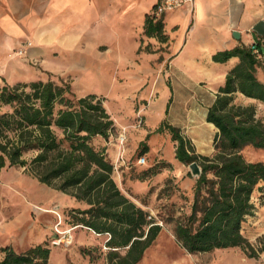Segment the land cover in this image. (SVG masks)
Listing matches in <instances>:
<instances>
[{
    "label": "trees",
    "instance_id": "1",
    "mask_svg": "<svg viewBox=\"0 0 264 264\" xmlns=\"http://www.w3.org/2000/svg\"><path fill=\"white\" fill-rule=\"evenodd\" d=\"M162 30L150 14L146 33L162 39ZM234 56L240 63L208 110L207 121L218 130L212 156L197 154L192 142L168 121L157 132L169 130L178 142L177 160L197 163L202 170L190 214L174 228L179 244L190 254L241 248L255 258L264 249L255 248L243 227L255 212V191L264 186V163L247 161L241 150L264 149V122L257 119L253 105L235 100L240 93L264 103V83L257 76L260 62L252 47H237L214 59L225 62ZM1 107L10 110H0V170L24 168L41 183L86 204L88 208L75 210L72 227L108 234L109 264H139L162 226L121 191L106 148L96 146L97 138L108 141L115 132V122L98 96L79 97L68 83L41 80L0 87ZM0 253L5 254L0 264H48L51 251L37 246L19 254L0 247Z\"/></svg>",
    "mask_w": 264,
    "mask_h": 264
},
{
    "label": "crops",
    "instance_id": "2",
    "mask_svg": "<svg viewBox=\"0 0 264 264\" xmlns=\"http://www.w3.org/2000/svg\"><path fill=\"white\" fill-rule=\"evenodd\" d=\"M158 1L0 0V85L31 74L30 62L38 64L41 73L72 76L79 89L80 77L109 74V89L118 87L123 93L119 97V123L112 118L120 134L134 136L131 97L146 84V96L158 88L176 91L182 101L189 96L190 105L201 108L191 114V121L215 129L217 134L216 127L207 121L208 110L240 59L234 56L220 62L214 57L237 47L254 48L259 52L257 76L264 83V35L254 31L259 22H264V0H195L155 19L163 26L162 39L146 33L147 18ZM21 39L32 45L25 56L13 58L12 47ZM157 75L167 76L165 87H157ZM91 94L108 96L83 91L80 97ZM237 96L247 98L240 93ZM154 112L150 111L152 125L155 120L159 125L167 121L169 107L160 112L159 118ZM174 126L181 128L179 124ZM204 138L196 153L210 155L213 148ZM102 147L116 167L123 172L130 170L131 149L122 151L120 144L109 145L107 141ZM172 156L168 163L176 169L180 161L175 153ZM165 175L169 174L159 178Z\"/></svg>",
    "mask_w": 264,
    "mask_h": 264
},
{
    "label": "rangeland",
    "instance_id": "3",
    "mask_svg": "<svg viewBox=\"0 0 264 264\" xmlns=\"http://www.w3.org/2000/svg\"><path fill=\"white\" fill-rule=\"evenodd\" d=\"M27 42L30 41H16L12 47L13 58H20L16 53ZM30 67L31 74L15 83L5 82L0 87L52 80L56 84H70L72 91L79 97L83 91L106 93L108 96L98 98L111 117H115L119 123V97L123 93L118 87L109 89V74L82 76L80 80L77 79L82 87L79 89L73 83L72 76L41 73L38 64L33 62H30ZM117 78L119 81V76ZM155 83L157 87L160 84L165 87L168 83L167 76H155ZM148 87L146 84L131 97L134 102V136L128 137V132H122L126 136L124 144L121 145L122 151L132 150L131 168L128 172H123V168L115 165L114 172V179L121 191L162 226L161 233L147 249L139 264H254L251 259H255L257 264H264V251H260L264 249V186L255 191V212L248 217L243 227L244 235L260 251L258 257L249 258L241 248L190 254L176 240L174 228L177 221L190 214L194 187L199 176L193 175L190 165L179 162V167L175 169L168 163L173 153L176 154L178 142L173 139L169 130L157 132L160 125L158 120L153 125L150 123V111L153 109L156 118H159L160 112L169 107L165 120L181 125L178 128L196 146V152H199V143L205 135L204 139L213 148V152L203 156H212L215 153L216 134L215 129H207L199 122L191 121V114L201 108L190 105L189 96L182 101L176 91H162L160 88L150 91L146 96ZM235 101L241 105H253L257 119L264 122L263 102L242 96H236ZM0 110L6 112L10 109L1 107ZM120 135L119 129L115 127V132L107 141L109 145L119 144ZM95 143L97 147L103 148L106 140L99 137ZM168 152L172 155H167ZM241 154L249 162L264 163V149L246 146ZM141 157L146 158L143 165L138 163ZM163 173L169 175L159 178ZM86 208V204L78 202L70 195L41 183L26 173L24 168L7 166L0 170V247H9L19 254L37 246L47 247L51 251L48 264H109L108 254L111 250L106 246L108 234H97L81 226L73 232L72 244L59 246L54 243L60 236L57 230L64 232L76 223L75 210ZM47 210L50 212H46ZM221 251L223 252L219 253ZM4 256L5 254L0 253V259Z\"/></svg>",
    "mask_w": 264,
    "mask_h": 264
},
{
    "label": "built area",
    "instance_id": "4",
    "mask_svg": "<svg viewBox=\"0 0 264 264\" xmlns=\"http://www.w3.org/2000/svg\"><path fill=\"white\" fill-rule=\"evenodd\" d=\"M195 0H159L157 5L155 6L154 10H153V14L155 19H159L164 13L168 12V11H172L175 9L180 8L183 5L186 4H193ZM32 44L31 42H27L25 45H23L18 51H17V55L20 57L25 56L26 54V50L28 47H30ZM256 54H259V52L257 50L254 51ZM119 140V144L123 145L126 137L124 134H121L118 137ZM138 163L143 165L146 163V158L145 157H141L138 160ZM77 226L75 227H71L68 230L62 232L60 230L58 231V234L60 235L56 240H55V245H69L73 243V232L76 230Z\"/></svg>",
    "mask_w": 264,
    "mask_h": 264
},
{
    "label": "water",
    "instance_id": "5",
    "mask_svg": "<svg viewBox=\"0 0 264 264\" xmlns=\"http://www.w3.org/2000/svg\"><path fill=\"white\" fill-rule=\"evenodd\" d=\"M254 31L258 32L260 35H264V22L263 21L259 22L254 27ZM235 35H237V33ZM190 168H191L193 175L200 177V175L202 174V170H201V167L197 163H192L190 165Z\"/></svg>",
    "mask_w": 264,
    "mask_h": 264
},
{
    "label": "bare ground",
    "instance_id": "6",
    "mask_svg": "<svg viewBox=\"0 0 264 264\" xmlns=\"http://www.w3.org/2000/svg\"><path fill=\"white\" fill-rule=\"evenodd\" d=\"M203 125V124H202ZM205 128V127H204ZM204 130V129H203ZM37 196V195H36ZM38 198V197H37ZM46 212H50L49 210H47ZM160 253V252H159ZM154 255V254H153ZM155 255H156V252H155ZM180 254H178V257H179ZM154 258V257H153Z\"/></svg>",
    "mask_w": 264,
    "mask_h": 264
}]
</instances>
